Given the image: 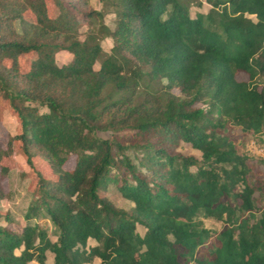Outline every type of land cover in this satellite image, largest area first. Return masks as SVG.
I'll return each instance as SVG.
<instances>
[{"label":"trees","instance_id":"trees-1","mask_svg":"<svg viewBox=\"0 0 264 264\" xmlns=\"http://www.w3.org/2000/svg\"><path fill=\"white\" fill-rule=\"evenodd\" d=\"M195 1L206 10L0 0V98L19 123L0 160L16 140L56 176L34 170L21 226L0 214V264H44L45 251L52 264H264V186L229 134L264 136V0ZM109 184L129 210L100 194Z\"/></svg>","mask_w":264,"mask_h":264},{"label":"rangeland","instance_id":"rangeland-1","mask_svg":"<svg viewBox=\"0 0 264 264\" xmlns=\"http://www.w3.org/2000/svg\"><path fill=\"white\" fill-rule=\"evenodd\" d=\"M192 3L189 6L190 14L194 12H204L207 5L202 3L200 6L196 5L195 0H191ZM92 6L98 7L99 4L96 0H90ZM101 48L104 52H108L110 48V41L103 39L101 41ZM30 57H22L19 60L21 69H25L29 65ZM69 59V55L60 52L56 55L58 63ZM97 65V64H96ZM239 80H246L244 74H238L236 76ZM203 106V105H202ZM205 107V106H203ZM19 131V123L16 116L10 113L7 101L0 98V148L5 146V143L9 136L17 134ZM230 136L233 139L239 141L236 145L237 150L243 153L246 157V163L250 169L251 178H256L262 186H264V136L261 134H247L242 135L237 130H231ZM104 137L107 135L100 134ZM177 151L182 154H192L199 158V152L189 146L187 143L180 142L176 147ZM69 160L65 162L64 168L70 169L73 163V157H69ZM0 168L4 170L0 171V214H7L8 219L11 221L9 228L21 226L23 224V214L25 213L28 202L32 197V190L35 183L34 170L38 171L44 177L55 179L56 176L51 172L48 165L39 160L32 159L31 162L25 160L24 155L21 153L16 140L12 143V153L9 156L2 157L0 160ZM100 194L104 195L115 207L129 210L131 203L123 199L117 190L111 185H107L103 190L100 189ZM254 202L258 207L264 205V196L262 192H255L253 194ZM45 225L44 220L40 221ZM202 226L204 228L211 229L213 231H220L222 223L212 218H202ZM137 230L142 232L141 227L137 226ZM94 242L88 239L87 246L93 245ZM15 253H18L16 250ZM99 260L94 258L90 264H98ZM44 264H52V254L49 251H45ZM87 264V263H84Z\"/></svg>","mask_w":264,"mask_h":264}]
</instances>
